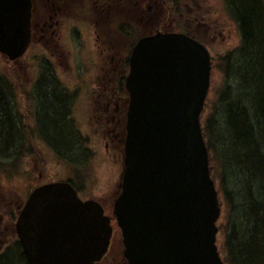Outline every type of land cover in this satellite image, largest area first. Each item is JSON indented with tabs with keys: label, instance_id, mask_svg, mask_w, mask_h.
Masks as SVG:
<instances>
[{
	"label": "water",
	"instance_id": "obj_1",
	"mask_svg": "<svg viewBox=\"0 0 264 264\" xmlns=\"http://www.w3.org/2000/svg\"><path fill=\"white\" fill-rule=\"evenodd\" d=\"M31 0H0V53L16 60L30 39ZM207 48L181 33L140 38L129 57L120 192L111 215L68 181L34 188L15 231L28 264H96L113 227L129 264H224L218 193L200 116L209 88Z\"/></svg>",
	"mask_w": 264,
	"mask_h": 264
},
{
	"label": "rangeland",
	"instance_id": "obj_2",
	"mask_svg": "<svg viewBox=\"0 0 264 264\" xmlns=\"http://www.w3.org/2000/svg\"><path fill=\"white\" fill-rule=\"evenodd\" d=\"M200 3V14L208 18L206 21L211 25L209 31L215 34L214 38L208 43L212 54L213 67L210 90L206 101L207 108H205V113L201 118V121H203L205 115L209 113V107L214 106L217 101V90L232 81L231 76L223 73L222 56L239 44L240 37L233 16V9L230 4H227V0H200ZM75 13L70 16L72 22L66 20V18L64 19L62 32H65L61 36L63 46L66 49L73 50L72 53L60 55V52L48 48L45 51L44 41L38 42V40H35L29 46L27 53L16 61H8L0 55V71L13 85L14 106L21 117L20 122L26 137L24 148L19 153L21 157L19 164L8 172L0 169V246L8 242L12 244L14 240L13 225L8 221L9 212H12L16 205L25 199L30 189L41 182L49 179L73 178L81 190L78 193L79 196L81 198L92 197L98 199L108 213H110L111 203L118 191L121 153L117 141L114 140V133H110L112 125L106 122L100 124L91 120L93 105L91 109L90 102L95 96L94 93L85 90L81 92L71 90L74 85H92V90L95 89V73H98V70L92 73V77L86 74V70L88 71V67H94L95 65L93 61H90V57L93 60L103 62L99 56V50H94L97 42L93 33V22L87 13V8L82 6V9L78 8ZM77 15L78 17H75ZM68 27H70V30H68ZM123 29L126 28L123 27ZM141 30L142 26L137 24V33L140 32L138 36L142 32ZM66 31H72V34H66ZM127 32L129 33V28H127ZM83 37L88 38L87 48L84 51L85 55L76 49L79 48ZM134 38H131V40H134ZM36 69H41L45 76L41 73L35 81ZM50 69L53 70L48 72ZM33 84L35 86L39 84L35 96L31 89ZM58 85L65 86L68 89H54V86ZM42 86L44 87L42 88ZM53 90L60 96L65 95L69 98H63L65 103L69 104L71 99H75L67 111L70 115L68 119L72 124L78 143L77 148L79 146L80 148L76 149L77 153L72 154L73 156L70 155V157L59 154L60 152L58 153L56 149L47 145L41 130L44 127L42 119L45 113L40 98L47 97L50 99L49 93ZM219 151L222 156L226 182H223L221 187V180H219L215 169L213 170V178L219 192L221 204V215L217 223V245L222 252L225 216L227 217L229 212L224 196L227 197V191H233L236 204L240 203L242 194L245 195V181L247 178L245 173L242 174L240 168L236 167L233 170L228 168V161L222 155L223 150L219 148ZM229 161H232V159H229ZM216 165L219 167V164L216 163ZM10 174H12V178L7 176ZM232 205L234 204L232 203ZM233 218H235V215H233ZM112 225L114 230L118 231L115 221L112 222Z\"/></svg>",
	"mask_w": 264,
	"mask_h": 264
},
{
	"label": "trees",
	"instance_id": "obj_3",
	"mask_svg": "<svg viewBox=\"0 0 264 264\" xmlns=\"http://www.w3.org/2000/svg\"><path fill=\"white\" fill-rule=\"evenodd\" d=\"M227 4L233 9L240 44L222 57L223 73L231 76L232 81L217 90V101L209 107L202 129L211 174L213 176L214 169L217 171L221 187L226 176L219 148L228 161L227 167L240 168L247 178L240 203L236 204L233 191H227V197L224 196L229 209L222 240L224 262L264 264V2L227 0ZM13 91L12 83L0 71V169L7 172L19 164V153L26 143ZM49 94L50 99L40 98L45 113L44 127L40 129L47 145L70 157L80 146L77 148L72 124L65 115V100L55 90ZM69 180L75 185L71 178ZM14 216V210L9 212L11 224ZM114 237V242L118 243L120 234ZM0 264H26L17 240L0 253Z\"/></svg>",
	"mask_w": 264,
	"mask_h": 264
},
{
	"label": "flooded vegetation",
	"instance_id": "obj_4",
	"mask_svg": "<svg viewBox=\"0 0 264 264\" xmlns=\"http://www.w3.org/2000/svg\"><path fill=\"white\" fill-rule=\"evenodd\" d=\"M200 4V0H32L30 45L35 40L44 41L45 51L48 48L60 52V55L72 53L73 50L66 49L61 41L62 33L65 32H62L64 19L72 22L70 16L76 14L75 11L78 8L82 9V6L87 8V13L93 22V33L97 42L94 50H99V56L103 62L90 57V61H93L95 65L88 67V71L86 70V74L91 77L92 73L98 70V73H95V89L92 90V85H74L75 89L71 90L74 92L85 90L95 94L91 101L92 104L90 102L91 109L93 105L90 118L96 123L111 124L110 133H114V140L120 146L125 132L124 122L128 104L124 78L127 74L128 57L133 44L142 36L163 31L184 33L209 48L208 43L215 34L209 31L211 25L206 21L208 18L200 14ZM137 24L142 26L139 36ZM123 27L126 29L124 30ZM127 28H129V33ZM66 34L71 35L72 31H66ZM131 38L136 41L132 43ZM87 41L88 38L83 37L79 48H76L82 54L87 48ZM41 73L45 76L41 69H36L35 81ZM34 84L31 89L35 96L39 84L36 86ZM59 88L68 89L65 86H54V89ZM61 97L68 98L65 95ZM74 100L73 98L71 103H65L66 109L71 106L72 102L74 103ZM65 115L67 118L70 117L68 111ZM20 207L21 205L17 207L15 217ZM15 240H17L16 237ZM9 246V242L0 246V253ZM119 258V247L111 246L109 252L98 264H129L124 258L118 260Z\"/></svg>",
	"mask_w": 264,
	"mask_h": 264
}]
</instances>
